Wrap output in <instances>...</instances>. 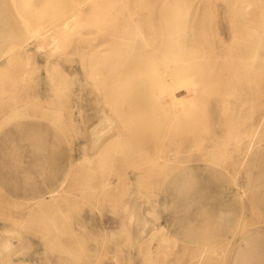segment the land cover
<instances>
[{"label": "rangeland", "instance_id": "374dc122", "mask_svg": "<svg viewBox=\"0 0 264 264\" xmlns=\"http://www.w3.org/2000/svg\"><path fill=\"white\" fill-rule=\"evenodd\" d=\"M3 6L0 264H264V0Z\"/></svg>", "mask_w": 264, "mask_h": 264}, {"label": "bare ground", "instance_id": "6f19581e", "mask_svg": "<svg viewBox=\"0 0 264 264\" xmlns=\"http://www.w3.org/2000/svg\"><path fill=\"white\" fill-rule=\"evenodd\" d=\"M2 2V1H1ZM4 7V6H3ZM8 12L9 11H5V7H4V10L1 8L0 9V22L2 23V25L3 26H7L6 28L8 29V25H10L9 23H7L6 22V20H8V22H11L12 20L8 17ZM9 19L11 20V21H9ZM12 24H13V21L11 22ZM8 24V25H7ZM1 24H0V26H1V29H3ZM14 25V24H13ZM15 26V25H14ZM13 26V27H14ZM4 27V28H5ZM11 27V26H10ZM13 27H11V28H13ZM13 29H15V28H13ZM6 31V29H3V31ZM9 31H11L10 29H8ZM16 30V29H15ZM2 30H1V32H0V34L2 35V34H5L4 36H7L6 34H8V32L6 31L5 33L3 32ZM3 32V33H2ZM12 32V31H11ZM10 32V33H11ZM13 33V35L15 34L14 32H12ZM10 35V34H9ZM9 35H8V38H10V39H12V41H19V45L18 46H20L21 45V43L23 44L24 43V39L23 40H21V39H19L20 37H16L15 35L13 36V35H10V37H9ZM1 37H3V36H1ZM4 38V37H3ZM2 38V39H3ZM1 39V40H2ZM5 39V38H4ZM3 39V40H4ZM6 39H7V37H6ZM9 39V40H10ZM8 40V39H7ZM262 118H260V120H261ZM260 120L258 121V122H256V123H253V126H254V132H253V134L250 136V140H249V144H248V147H247V150H246V152H245V156L247 157L249 154H250V152H251V150H252V147H253V144H254V141H253V138H254V135H255V132H256V130L260 127V125H261V122H260ZM107 143V142H106ZM105 143V144H106Z\"/></svg>", "mask_w": 264, "mask_h": 264}]
</instances>
